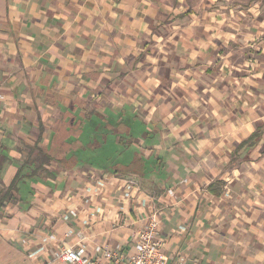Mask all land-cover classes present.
Listing matches in <instances>:
<instances>
[{"label": "crops", "instance_id": "crops-1", "mask_svg": "<svg viewBox=\"0 0 264 264\" xmlns=\"http://www.w3.org/2000/svg\"><path fill=\"white\" fill-rule=\"evenodd\" d=\"M192 2L0 0V264H34L23 238L50 232L67 190L105 173L136 177L156 195L175 187L176 198L164 196L173 200L164 233L169 251L191 255L187 264H264V129L255 147L246 143L264 127L263 61L233 60L261 32L236 22L238 7ZM130 125L144 135L134 141ZM120 135L117 162L119 145L100 141ZM133 146L158 159L157 184L122 164ZM34 147L54 158L45 168L55 176L27 175ZM105 151L114 161L86 162ZM57 169L74 177L57 182ZM183 219L192 235L172 237ZM110 240L127 250L115 232Z\"/></svg>", "mask_w": 264, "mask_h": 264}, {"label": "built area", "instance_id": "built-area-1", "mask_svg": "<svg viewBox=\"0 0 264 264\" xmlns=\"http://www.w3.org/2000/svg\"><path fill=\"white\" fill-rule=\"evenodd\" d=\"M4 99L0 92V101ZM176 192L164 185L159 194H152L136 177L116 173L93 176L82 187L67 190L66 199L52 208L50 232L23 238L24 251L34 264H187L191 255L178 247L169 251L170 237L164 233L162 215L173 206L164 196L174 199ZM203 192L209 212L220 214V200L207 188ZM189 226L183 219L172 237L191 236ZM113 232L127 250L110 240Z\"/></svg>", "mask_w": 264, "mask_h": 264}, {"label": "trees", "instance_id": "trees-1", "mask_svg": "<svg viewBox=\"0 0 264 264\" xmlns=\"http://www.w3.org/2000/svg\"><path fill=\"white\" fill-rule=\"evenodd\" d=\"M130 128L132 129L131 133H134L133 135L130 134V136L135 140H137L138 138L142 137L144 135V131H137L135 129H139L137 127L134 128L133 125H130ZM264 129V127H260L259 130L257 129L256 132H254L250 137L249 139L247 140L246 143H249V146L250 147H255V145L258 143V140L260 139V132H262ZM121 136V139L120 140H110V141H103L100 143L102 144V146H105V149H108V147L112 145H116L118 146V150L120 149V151H118V157L116 158L117 162H121L122 160H124V156H121L124 152H125V147L127 146L126 145V142H125V138L123 135H120ZM96 143V142H95ZM129 147V146H128ZM108 152L109 151H105V152H101V156H98V157H89L87 156V158L85 159L86 162H89V161H93L95 164L99 163V164H109L108 162L111 160V161H114V156H113V152H112V155L109 156L108 155ZM35 154V156L33 157L32 155ZM132 156L130 157V161L126 164V163H122L123 165H127L129 166L130 168V171H133L134 173L133 174H138L139 177L141 179L144 180L145 182V185L147 184H157L158 182V175H159V169H158V166H159V162H158V159L157 158H154L153 160H150L148 161L149 159H147L144 154L136 147V146H133L132 147ZM29 157H31V159L29 158V161L31 162H34L35 161L38 163L36 169L31 172L30 174H27V175H38L39 172H43L44 174H48L50 176H55V173L54 172H51L50 170H48L47 168H45V165H50L52 163V161L54 160V158L49 155L47 152H45L44 150H42L41 148L39 147H34V148H31L30 151H29ZM89 157V158H88ZM72 160V159H71ZM70 161V160H69ZM77 161H82L80 160L79 158H77ZM113 164V163H112ZM107 166V165H105ZM117 172L119 170H116ZM121 172V171H119ZM21 170L18 171L17 173V179L22 177L21 174ZM122 174V173H121ZM125 174V173H123ZM154 175V176H152ZM157 176V177H155ZM212 188V187H211ZM213 193H215L216 195H219L220 192L219 190H212Z\"/></svg>", "mask_w": 264, "mask_h": 264}, {"label": "rangeland", "instance_id": "rangeland-1", "mask_svg": "<svg viewBox=\"0 0 264 264\" xmlns=\"http://www.w3.org/2000/svg\"><path fill=\"white\" fill-rule=\"evenodd\" d=\"M202 0H196V3L192 2V5L196 4L198 5ZM219 2H223L224 4H228L229 7H238L239 10H241V13H237V20L236 22L243 23L245 26H258L260 29L259 39L256 38V41H253L248 39L245 43V47H238L234 48V50H238L235 52L234 59L236 63L242 62L244 60L247 61L248 58H255L259 61H263L261 63V67L263 68V76H264V0H217ZM236 18V15H235ZM261 24V25H260ZM247 30V29H245ZM252 37V35H251ZM258 40H263L262 43H259ZM255 48H262L261 52H256ZM251 54V55H249ZM248 62V61H247ZM72 162L70 160L67 161L66 164ZM90 167V165L86 164L85 168L81 170H87ZM56 170V169H55ZM64 170L57 169V176L54 177V180H57V182L60 181L61 173L62 176H64L65 179L70 180V178H73V174L70 173H63ZM65 172V171H64ZM46 175V174H43ZM75 175V174H74Z\"/></svg>", "mask_w": 264, "mask_h": 264}]
</instances>
